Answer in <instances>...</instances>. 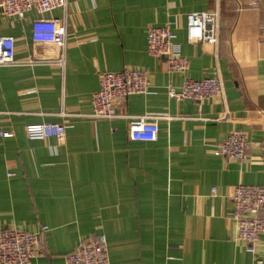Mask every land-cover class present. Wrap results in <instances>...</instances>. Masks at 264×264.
<instances>
[{"label":"crops","instance_id":"crops-1","mask_svg":"<svg viewBox=\"0 0 264 264\" xmlns=\"http://www.w3.org/2000/svg\"><path fill=\"white\" fill-rule=\"evenodd\" d=\"M1 2L0 37L32 64L0 67V130L12 134L0 138V229L37 236L33 264H65L100 235L110 264H253L229 215L236 186L264 188V0H68L49 14L66 25L65 47L35 44L37 14L11 18ZM214 11L218 44L191 43L188 16ZM168 25L189 62L182 75L147 52L148 30ZM124 69L145 72L149 90L117 118H94L100 74ZM204 78L223 94L169 98V86ZM142 116L158 123L156 142L130 140ZM44 123L65 124L66 142L26 137ZM234 131L248 142L243 162L214 154ZM255 248L264 260V231Z\"/></svg>","mask_w":264,"mask_h":264},{"label":"built area","instance_id":"built-area-1","mask_svg":"<svg viewBox=\"0 0 264 264\" xmlns=\"http://www.w3.org/2000/svg\"><path fill=\"white\" fill-rule=\"evenodd\" d=\"M68 0H2L1 7L6 16L25 21L27 14L34 11L37 18L31 21V36L35 44H52L65 47L67 29L63 20L51 17L55 10H66ZM220 16L217 11L199 12L188 16L187 36L191 43L216 46L219 41ZM177 36L171 25L148 30L147 52L156 59H166L169 71L182 75L189 69V62L182 57ZM16 59V39L0 37V67L22 64ZM64 65V60L60 62ZM99 90L92 98L93 114L96 119L112 120L118 117V110L130 96L146 94L150 87L148 75L139 70L124 69L121 72L101 73ZM167 94L177 101L192 100L201 103L223 94V86L217 78L199 81L186 79L177 90L169 86ZM226 119V118H225ZM160 128L154 118L142 116L129 125L130 140L156 142ZM30 141H46L55 138L64 144L67 138L63 123H44L25 128ZM12 137L11 133L0 130V138ZM248 142L244 133L234 131L216 147L215 156L235 162L247 158ZM211 195L215 196L214 189ZM233 210L229 219L235 224L237 239L244 244L245 252L252 257L253 264H264L257 255L256 244L264 231V188L238 185L231 196ZM47 228H44V232ZM37 236L15 229H0V264H33L39 255ZM65 264H110L108 241L100 235L82 242L73 252L65 256Z\"/></svg>","mask_w":264,"mask_h":264}]
</instances>
